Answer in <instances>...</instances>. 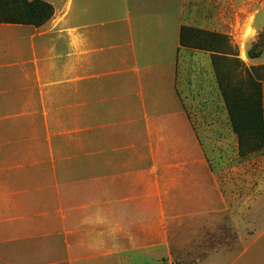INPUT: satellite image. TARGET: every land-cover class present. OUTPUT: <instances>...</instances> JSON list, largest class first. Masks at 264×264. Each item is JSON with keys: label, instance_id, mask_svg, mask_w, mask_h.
<instances>
[{"label": "crops", "instance_id": "crops-1", "mask_svg": "<svg viewBox=\"0 0 264 264\" xmlns=\"http://www.w3.org/2000/svg\"><path fill=\"white\" fill-rule=\"evenodd\" d=\"M45 1L40 27L0 23V264H264V180L216 225L202 140L232 132L214 53L180 45L220 34L219 2L207 28L194 0Z\"/></svg>", "mask_w": 264, "mask_h": 264}, {"label": "rangeland", "instance_id": "rangeland-1", "mask_svg": "<svg viewBox=\"0 0 264 264\" xmlns=\"http://www.w3.org/2000/svg\"><path fill=\"white\" fill-rule=\"evenodd\" d=\"M193 2H199L204 7L201 10H195L192 5H189V14H193L192 20L195 21L197 17L199 19V21L194 23L188 20L189 23L198 27L202 25L207 28L210 27L212 12L207 7L210 0H194ZM213 2H219V35H224L227 38V42L217 41V48L220 47L218 49L220 52L230 54H224V56L230 58L229 60H233L231 64L226 65V69L228 68L232 74L239 73L244 75L246 70L251 67L243 60L248 58L247 53L251 45L257 42L259 35L264 34V0H214ZM215 39L218 40L217 38ZM199 40L201 42L204 41L203 38ZM207 40L208 44L214 41L211 37H207ZM215 46L212 45L210 49L213 50V48H216ZM234 58L243 62L239 69L234 67ZM262 59H264V56H262ZM219 63L221 67H224L222 61ZM220 65L218 64V70H220ZM219 96L222 104L221 108L223 109L220 89ZM207 105L205 110L203 109L204 111L208 110ZM223 111L227 115L224 109ZM190 113L192 114V112ZM224 113H219L216 116H220L221 129L227 130L230 126L229 123H223V119H225L223 118ZM226 117L228 118V116ZM225 124L226 126H224ZM232 134L230 133L227 137V132L224 131V139L220 138L219 144H216L217 141L214 139L209 142L202 140L204 143L205 161L212 170L216 171L215 173L221 175L222 193L227 196L224 211L228 213H220L218 217L219 225L214 222V226L216 224L220 229H225V232L226 229L233 225V222L238 220L239 211L243 210L245 201L252 198H255L254 202L257 200L259 182L264 180V152L246 157L240 156L236 135L234 134L235 138H233ZM233 167L236 171L233 170ZM255 222V225L260 226L259 219H256ZM210 226L211 224H208L205 227ZM225 232L221 234V239L223 240L222 242L226 243L227 234Z\"/></svg>", "mask_w": 264, "mask_h": 264}, {"label": "trees", "instance_id": "trees-1", "mask_svg": "<svg viewBox=\"0 0 264 264\" xmlns=\"http://www.w3.org/2000/svg\"><path fill=\"white\" fill-rule=\"evenodd\" d=\"M53 12V6L45 0H0V23L3 24L40 27L52 18ZM207 37H212L214 41L208 44ZM200 38L204 41L201 42ZM217 41L227 42V38L194 28L182 27L180 30L181 46L214 53L212 62L223 109L227 113L231 132L236 135L239 155L246 157L264 152V65L251 67L244 75L232 74L226 65L233 60L224 56L230 54L218 50ZM212 45H216L213 50L210 49ZM262 56L264 34L259 35L247 53L252 60ZM220 61L224 67H221ZM234 63L235 69L243 65L235 58Z\"/></svg>", "mask_w": 264, "mask_h": 264}]
</instances>
